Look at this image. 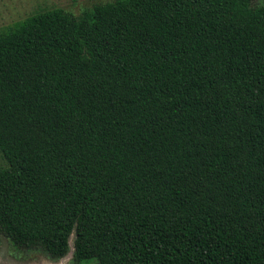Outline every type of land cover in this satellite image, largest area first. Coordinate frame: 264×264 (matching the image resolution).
I'll return each instance as SVG.
<instances>
[{"label": "trees", "instance_id": "trees-1", "mask_svg": "<svg viewBox=\"0 0 264 264\" xmlns=\"http://www.w3.org/2000/svg\"><path fill=\"white\" fill-rule=\"evenodd\" d=\"M0 235L74 264H264V4L112 0L0 30Z\"/></svg>", "mask_w": 264, "mask_h": 264}, {"label": "rangeland", "instance_id": "rangeland-1", "mask_svg": "<svg viewBox=\"0 0 264 264\" xmlns=\"http://www.w3.org/2000/svg\"><path fill=\"white\" fill-rule=\"evenodd\" d=\"M107 1L112 0H0V30L40 10L59 7L77 16L94 3ZM262 4L264 0H252V5ZM2 165H5V161L0 155V166ZM73 239L72 233L68 239V252L58 259H53L40 251L18 250L7 237L0 235V264H74Z\"/></svg>", "mask_w": 264, "mask_h": 264}]
</instances>
